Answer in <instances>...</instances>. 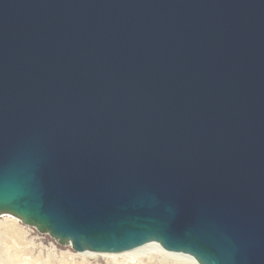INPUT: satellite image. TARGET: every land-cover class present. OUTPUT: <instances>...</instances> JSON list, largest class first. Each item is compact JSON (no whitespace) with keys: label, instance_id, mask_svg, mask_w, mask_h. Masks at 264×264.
I'll return each mask as SVG.
<instances>
[{"label":"water","instance_id":"95a60500","mask_svg":"<svg viewBox=\"0 0 264 264\" xmlns=\"http://www.w3.org/2000/svg\"><path fill=\"white\" fill-rule=\"evenodd\" d=\"M1 216L264 264V0H0Z\"/></svg>","mask_w":264,"mask_h":264},{"label":"bare ground","instance_id":"6f19581e","mask_svg":"<svg viewBox=\"0 0 264 264\" xmlns=\"http://www.w3.org/2000/svg\"><path fill=\"white\" fill-rule=\"evenodd\" d=\"M12 224H14V223H12ZM12 224L10 222H5L3 225L0 226V232L3 234H6V235H7V233L8 234L12 233L15 236V232H17V231H15V229H14L15 226H13ZM16 235H18V234L16 233ZM2 241L3 240H1V243H2ZM23 241H25V240H22V242ZM28 244L29 243L24 242V243L19 245L16 242H14L12 244V247L10 246L11 248L8 247V249L12 251V252H9L7 250L10 253V254L8 253L9 254L8 257H7V254L5 255L7 258H5V257L1 258L0 257V264H33L31 257H30L31 260L29 259L30 261L28 259H25L26 258L25 256H28L29 254L32 255L31 252H32V250H34L33 248H29ZM38 246H40V245L38 244ZM35 247H36V245H35ZM41 247H40V249H41ZM2 248H4V247L2 246ZM5 249H7V247ZM2 250H0V251H2ZM7 251H6V253H7ZM41 253H42V251H41ZM47 254H49V253H47ZM0 255L3 256L2 254H0ZM78 256H80V260H82V261H85L86 258L94 260L97 257H100L105 261L106 264H197L189 256L166 252L163 249H161L157 244H149V245L143 246L141 248H138V249H135V250H132L129 252L120 253V254L82 253V254H78ZM69 257H70V255L68 256V258ZM71 258L73 259V256H71ZM51 259H52V257H51ZM62 259H64V258H62ZM34 260H35V258H34ZM60 261H58V262H60ZM35 262H34V264H35ZM40 262H42V261H40ZM42 263H44V262H42ZM46 263L47 262L45 261V264ZM52 263L53 262L49 261L48 264H52ZM87 263H88V261H87ZM59 264H61V263H59ZM62 264H64V263H62Z\"/></svg>","mask_w":264,"mask_h":264},{"label":"rangeland","instance_id":"374dc122","mask_svg":"<svg viewBox=\"0 0 264 264\" xmlns=\"http://www.w3.org/2000/svg\"><path fill=\"white\" fill-rule=\"evenodd\" d=\"M5 222H10L11 224L14 223L12 225L15 226L14 229L17 232H15V236L16 237L12 233L11 234L7 233V235H6V234H3V233L0 232V244H1L0 245L1 249L0 250L3 249L2 251H0V254L3 255V256L0 255L1 258H4V257L7 258L8 257V255L10 254L9 252H12L11 250L8 249V247L11 248L12 244L14 242H16L19 245L24 243V242H26V243H29L28 244L29 248H33L34 249V250L31 249L32 252L33 251L34 252L33 253L31 252L32 255L29 254L28 256H25L26 258L25 257L24 258L28 259V260L29 259L31 260V258H32V263L33 264H34L35 261H36L35 264H45V261L47 262L46 264H48L49 261L53 262L54 264H59V263H61V264L62 263H64V264L65 263L66 264H106L105 261L102 258H100V257H97L94 260L93 259H88V258H86L85 261L80 260V256H78V253H75L70 247H65V246L58 245L48 235L39 234L34 228L24 226L23 224H21V222H19L15 218H12L10 216H1L0 217V226L3 225ZM16 233L18 235H16ZM1 240H3L2 243H1ZM22 240H25V241L22 242ZM38 244L40 246H38ZM35 245H36V247H35ZM2 246L4 248H2ZM6 247H7V249H5ZM40 247H41V249H40ZM6 251H7V253H6ZM41 251H42V253H41ZM47 253H49V254H47ZM6 254H7V257L5 256ZM69 255H70V257L68 258ZM71 256H73V259L71 258ZM51 257H52V259H51ZM34 258H35V260H34ZM62 258H64V259H62ZM40 261H42L44 263H42ZM58 261H60V262H58ZM87 261H88V263H87Z\"/></svg>","mask_w":264,"mask_h":264}]
</instances>
